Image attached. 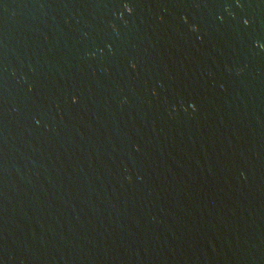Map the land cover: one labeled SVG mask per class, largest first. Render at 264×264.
<instances>
[{
	"label": "water",
	"instance_id": "1",
	"mask_svg": "<svg viewBox=\"0 0 264 264\" xmlns=\"http://www.w3.org/2000/svg\"><path fill=\"white\" fill-rule=\"evenodd\" d=\"M0 264H264V0H0Z\"/></svg>",
	"mask_w": 264,
	"mask_h": 264
}]
</instances>
